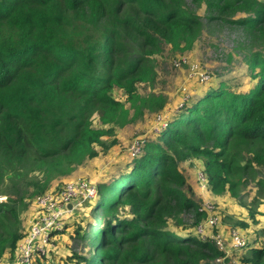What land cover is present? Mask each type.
Returning <instances> with one entry per match:
<instances>
[{"label": "trees", "instance_id": "obj_1", "mask_svg": "<svg viewBox=\"0 0 264 264\" xmlns=\"http://www.w3.org/2000/svg\"><path fill=\"white\" fill-rule=\"evenodd\" d=\"M201 8L207 22L240 31L253 84L238 91L223 83L209 87L169 116L156 141L145 143L126 171L97 186L93 211L105 224L91 226L90 234L81 227L75 231L93 256L72 253L69 260L229 264L209 236L202 240L195 233L208 214L180 165L201 160L204 192L213 197L237 198L251 182L264 194V176L256 178L264 170V1L259 0H0V195L6 197L0 202V264L13 258L24 238L29 226L20 217L29 207L34 214L36 196L63 186L52 184L98 157L97 147H111L105 140L115 128L144 112L163 113V95H141L137 88L154 84L155 58L163 48L174 54L193 48L204 27L196 11ZM115 90L122 102L113 97ZM123 208L127 219L118 216ZM185 213L193 222L184 227L179 217ZM250 217L255 223L254 214ZM237 226L248 229L246 223ZM243 250L241 264H264V246L248 242Z\"/></svg>", "mask_w": 264, "mask_h": 264}, {"label": "rangeland", "instance_id": "obj_2", "mask_svg": "<svg viewBox=\"0 0 264 264\" xmlns=\"http://www.w3.org/2000/svg\"><path fill=\"white\" fill-rule=\"evenodd\" d=\"M185 1L189 4V0ZM196 11L204 27L193 48L183 54H174L168 47L163 48L155 58L157 76L154 84L151 87L139 85L137 88L141 95L149 92L163 95L166 100L163 113L154 115L144 112L125 127L115 128L114 136L105 140L108 146L113 142L111 147L107 150L97 147L98 157L85 161L70 176L54 182L52 186L87 179L95 188H98L97 186L109 182L113 176L126 171L129 163L142 154L144 144L156 141V133L165 126L167 118L186 101L193 102L207 88L212 86L216 88L220 83L236 91L247 90L251 87L253 83L243 63L247 44L240 31L221 22H207L204 8ZM113 97L120 102L123 101L121 91L115 90ZM94 126H97L96 122ZM180 169L188 185L195 192L196 202L199 201L202 208L211 209L217 219L216 227L206 230L207 236L219 232L227 244L229 233L237 230L250 245L264 246V194L256 192V182L247 183L246 186L241 187L237 198H230L227 195L213 197L209 192H204L205 189L199 187L196 178V174L203 169L201 160H188L180 165ZM263 176L264 170L259 169L256 178ZM98 198L99 194L96 190V194L89 200L85 201L80 198L72 203V212L64 218L62 232L52 238L53 247L45 256V261L41 259L40 262L33 264H72L69 260L72 253L82 257L93 256L89 244L78 239L75 231L81 227L85 233L90 234L91 226L102 228V224H105L99 212L93 211ZM0 199L4 201L5 195H0ZM252 214H254L255 223L250 217ZM118 216L123 219L129 218L127 208L119 209ZM31 217L29 207L20 217L26 228L31 223ZM179 218L184 227L193 222V216L189 213L182 214ZM174 222L172 221L171 224H175ZM240 222L248 224V229L238 227ZM254 236L257 237V243L254 242ZM246 252V250L230 252L229 264H241L239 259Z\"/></svg>", "mask_w": 264, "mask_h": 264}, {"label": "built area", "instance_id": "obj_3", "mask_svg": "<svg viewBox=\"0 0 264 264\" xmlns=\"http://www.w3.org/2000/svg\"><path fill=\"white\" fill-rule=\"evenodd\" d=\"M197 180L199 187L206 190L205 178L198 172ZM203 191V190H202ZM96 194L95 186L87 179H78L65 183L54 191L36 196L33 201L34 214L24 238L16 246L13 258L6 261L7 264H33L40 262V257H45L51 251L52 238L63 229L62 220L72 212V203L80 198L89 200ZM2 199H0V202ZM204 209L208 218L203 225L195 228V233L202 240H205L206 230L216 227L217 219L211 209ZM212 214V215H211ZM55 233L54 235H52ZM209 239L225 256L230 252L241 251L248 246L247 239L239 231L232 230L228 236V243L225 238L217 233L209 235ZM46 258V257H45Z\"/></svg>", "mask_w": 264, "mask_h": 264}]
</instances>
